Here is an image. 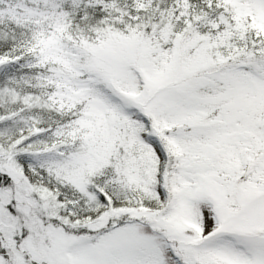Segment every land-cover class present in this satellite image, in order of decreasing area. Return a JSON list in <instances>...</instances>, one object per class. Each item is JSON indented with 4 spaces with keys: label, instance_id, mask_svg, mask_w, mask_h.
Listing matches in <instances>:
<instances>
[{
    "label": "snow or ice",
    "instance_id": "snow-or-ice-1",
    "mask_svg": "<svg viewBox=\"0 0 264 264\" xmlns=\"http://www.w3.org/2000/svg\"><path fill=\"white\" fill-rule=\"evenodd\" d=\"M0 264H264V0H0Z\"/></svg>",
    "mask_w": 264,
    "mask_h": 264
}]
</instances>
